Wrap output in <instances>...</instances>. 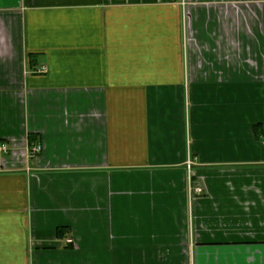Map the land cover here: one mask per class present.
I'll list each match as a JSON object with an SVG mask.
<instances>
[{
    "label": "crops",
    "instance_id": "0c3cea01",
    "mask_svg": "<svg viewBox=\"0 0 264 264\" xmlns=\"http://www.w3.org/2000/svg\"><path fill=\"white\" fill-rule=\"evenodd\" d=\"M184 1L0 0V264H264V0Z\"/></svg>",
    "mask_w": 264,
    "mask_h": 264
},
{
    "label": "built area",
    "instance_id": "2783aa9c",
    "mask_svg": "<svg viewBox=\"0 0 264 264\" xmlns=\"http://www.w3.org/2000/svg\"><path fill=\"white\" fill-rule=\"evenodd\" d=\"M169 3H178L180 5H185V1L184 0H167ZM46 71V68H42V71L41 72H44ZM8 147L6 144H0V157H2V155L4 153H7L8 152ZM39 150V148H38ZM194 165V160L192 159L191 156L188 157L187 159V162H186V168H187V171H188V177H189V190L192 193H202L203 189L200 188V187H194L193 184H192V169H193V166Z\"/></svg>",
    "mask_w": 264,
    "mask_h": 264
},
{
    "label": "trees",
    "instance_id": "16d2710c",
    "mask_svg": "<svg viewBox=\"0 0 264 264\" xmlns=\"http://www.w3.org/2000/svg\"><path fill=\"white\" fill-rule=\"evenodd\" d=\"M62 233V232H61Z\"/></svg>",
    "mask_w": 264,
    "mask_h": 264
}]
</instances>
